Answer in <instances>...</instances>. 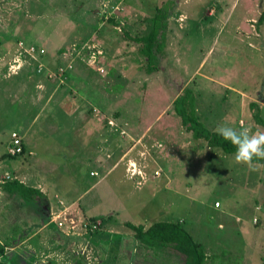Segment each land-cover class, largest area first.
Listing matches in <instances>:
<instances>
[{"label":"rangeland","instance_id":"obj_1","mask_svg":"<svg viewBox=\"0 0 264 264\" xmlns=\"http://www.w3.org/2000/svg\"><path fill=\"white\" fill-rule=\"evenodd\" d=\"M172 1L165 51L150 74L141 45L125 35L147 34L157 8ZM262 17L264 0H0L1 102L9 90L0 154L13 130L26 133L36 153L18 157L32 162L19 177H47L50 201V209L44 199L32 207L27 196L24 209L9 205L18 219L0 215V259L185 264L171 249L145 248L126 225L180 221L205 246L207 264H264V164L252 170L195 140L172 106L190 89L214 130L234 101L220 100L205 79L214 72L264 98ZM243 99L234 123L264 130ZM16 160L7 158L5 169Z\"/></svg>","mask_w":264,"mask_h":264},{"label":"trees","instance_id":"obj_2","mask_svg":"<svg viewBox=\"0 0 264 264\" xmlns=\"http://www.w3.org/2000/svg\"><path fill=\"white\" fill-rule=\"evenodd\" d=\"M175 7L176 3L172 1L157 8L155 16L151 18L150 30L147 34L136 37H132L128 33L125 35L127 39L141 45L140 52L147 60V71L150 74L159 70L160 56L166 47L169 18L174 13ZM111 21L115 23L114 19ZM260 22H264L263 17ZM37 72H39L38 68ZM39 73L41 74V72ZM195 105L196 97L190 89H187L183 95L174 101L175 113L182 119V124L186 130L193 134L195 140L205 141L210 148L221 150L227 156L234 155L236 148L230 142L223 140L216 132L205 127L197 114ZM257 122L264 126V120L258 118ZM24 153L23 144L22 154ZM255 163L264 164V160L255 161ZM12 185H15L16 194L24 201L28 199L27 196H30L31 201L38 205L44 199L39 190L29 188L19 181L13 182ZM126 225L135 232L136 241L145 248L153 251L158 250V252L161 251L160 249H171L185 258V264H207L210 259L205 246L196 240L183 222H156L148 229L142 225L136 226L131 223ZM4 253L5 247L0 246V256ZM0 264L12 263L0 259Z\"/></svg>","mask_w":264,"mask_h":264},{"label":"crops","instance_id":"obj_3","mask_svg":"<svg viewBox=\"0 0 264 264\" xmlns=\"http://www.w3.org/2000/svg\"><path fill=\"white\" fill-rule=\"evenodd\" d=\"M232 36H233V41H234L233 43L236 44L235 41L237 40V36H235V35H232ZM243 42H244L245 45L248 46V48H250V46H252V44H254L253 43L254 41H250V40H247V39H245ZM212 52H213V48L210 50L209 55H211ZM43 71H45V69H42L41 70V73ZM214 73H213V75L212 74H209L210 76H205V79L208 82H210V83H212L214 85L213 86V89H216L217 88L219 91L222 92V95H221L222 96V99H220V100L230 101V99H233L234 98L233 99L234 101L231 102V104L228 103L229 105H227V104L225 105L224 112L220 116V120L219 121H216V122H219L220 124H226L228 126H231V127L237 128V129H242L243 128L242 125H241L242 120L239 121L240 120L239 118L242 117L241 111H240L241 109H239V107H241L240 106L241 103H238V102H244L245 99H243V98H246V100H248V98H250V100H251L250 107L253 108V109H257L258 110L257 114L255 115L256 119L259 118V119L264 120V98H261L260 97L257 100V99L252 98L251 96H249L250 95L249 93H251L253 91L250 92V91L246 90L247 88L241 89V88L237 87L235 84L231 83V81L227 78V73H221L218 78L215 77ZM213 89L211 88V90H213ZM1 91H5V93H7V94H5L6 97L3 98L4 101L3 102L0 101V107L3 106V105L9 104L8 103V94H9L8 91L9 90L8 89L6 90V88H3V90H1ZM244 91L247 92L249 95L247 93H244ZM259 92H260V89L259 88H256V90L253 93L258 94ZM221 96L219 98H221ZM176 99H177V97L174 99V101ZM174 101L172 102L173 108H174ZM29 104L32 105L33 107L35 105L33 102H31ZM37 105H39V107H41V110L39 111V114H41L44 111V107H42L43 104L42 103L41 104L39 103ZM60 107H62V105H60ZM60 107H57V108H60ZM196 109L198 110V108H196ZM260 113H261V115H260ZM39 114H37L35 116L34 120L31 123L32 125H29L28 126L29 127L28 130L30 128L32 129V126L33 125L35 126V124H37V121L41 118ZM234 114H235V116H234ZM209 117H212L211 113L208 114V118ZM233 117L234 118L235 117H239L237 124L234 123ZM78 122H80V121H78ZM28 130H25V131L27 132ZM212 131L215 132L214 130H212ZM13 133H17L22 140H24V138L27 137V134L26 133L18 132V131L13 130L12 133H11V135L8 138V141H7V144H6V147L7 148H6L5 152H3V154H0V215L2 216L4 214V215L9 216L10 219H18V216L17 215H14L13 216L14 213L12 212V209H10V211H9V212H12L13 213L12 216L8 213L9 205L12 206V204H13V206H15V208L17 206V208L19 207L20 210H21V208L24 209V207L26 205V201L22 200L18 196V194H16V187H15V185H12L13 181L14 182L15 181H19L20 183L24 184L25 186H27L29 188L39 190L42 193L43 197H44V201H47V203H48L49 199L47 197V192L48 191H46V189H45V187H47V185H48V182L46 181L47 180V177L45 179L44 176H40V175L39 176H36V177L33 176V178L30 180L29 183H25L22 178L20 179L19 175L22 172V168H23V166H21V165L24 162L28 163L27 165H30L32 162L30 161L31 159L30 160H26V161H22V160H19L18 161V157L19 156L22 157L25 154H27L26 149H28V151H29V156L30 157L33 156L36 153V151H35L36 150L35 149L36 147L34 146L33 143H32V145H30L29 143L26 142V140H24L23 141V144H24V147H25V153L24 154L17 155V156L10 155L9 154V148L11 146L12 134ZM42 136H44V135H42L39 132L38 133V138L36 137V139L40 141L41 138H44ZM34 140H35V137L32 138V141H34ZM108 155H109V153L107 154V156ZM7 158H17V160L14 161V163L12 165L13 166L12 171L5 169V167H6L5 165L8 162L7 161ZM93 174H94V172L91 173L92 176H93ZM34 203H35L34 201L31 203L32 207L38 206V205H42L41 202L38 205H34ZM46 206L49 207V203L46 204ZM48 209H50V207ZM32 211H33V209H32ZM42 217H43L44 220H47L48 219V215H46V214L45 215H42ZM123 239H125V236H124Z\"/></svg>","mask_w":264,"mask_h":264},{"label":"clouds","instance_id":"obj_4","mask_svg":"<svg viewBox=\"0 0 264 264\" xmlns=\"http://www.w3.org/2000/svg\"><path fill=\"white\" fill-rule=\"evenodd\" d=\"M214 131L235 148L234 160L255 170V161L264 160V130L251 131L249 128L237 129L226 124L218 125Z\"/></svg>","mask_w":264,"mask_h":264},{"label":"built area","instance_id":"obj_5","mask_svg":"<svg viewBox=\"0 0 264 264\" xmlns=\"http://www.w3.org/2000/svg\"><path fill=\"white\" fill-rule=\"evenodd\" d=\"M22 152H23V140L20 138V136L17 133H13L11 146L9 148V154L12 156H17L22 154ZM216 206L219 207L220 205L217 204ZM59 225L63 226L62 223H60Z\"/></svg>","mask_w":264,"mask_h":264}]
</instances>
